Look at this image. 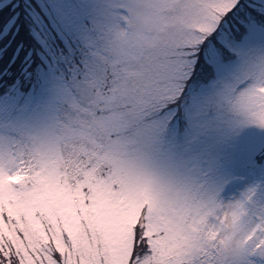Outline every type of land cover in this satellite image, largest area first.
Segmentation results:
<instances>
[{
	"label": "snow or ice",
	"instance_id": "1",
	"mask_svg": "<svg viewBox=\"0 0 264 264\" xmlns=\"http://www.w3.org/2000/svg\"><path fill=\"white\" fill-rule=\"evenodd\" d=\"M77 33L75 80L34 134L0 136V264H264V0H27ZM77 20L81 24H77ZM40 60L0 68V92Z\"/></svg>",
	"mask_w": 264,
	"mask_h": 264
},
{
	"label": "rangeland",
	"instance_id": "2",
	"mask_svg": "<svg viewBox=\"0 0 264 264\" xmlns=\"http://www.w3.org/2000/svg\"><path fill=\"white\" fill-rule=\"evenodd\" d=\"M74 2L86 10V19L102 21V14L107 11L109 0H74ZM1 4L2 0H0ZM25 4H28L27 0H25ZM31 14L32 22L29 18L30 20L26 19V23L28 29H31V33L39 41L40 48H37V40L34 38L32 55L24 57L22 65L13 56L10 58L12 67L30 66L34 61L40 60L45 67L57 69L59 75L51 80H45L43 70L37 68V82L22 87L20 86L21 82L17 81L16 85L9 88L7 92H0V136L21 132L34 134L54 122L66 100V95L58 90L57 85L65 84L69 78L75 80L78 75V71L74 67L75 54L71 44L77 33L58 19H52L51 27H48L40 21L37 12L31 10ZM77 24H81V21L77 20ZM54 29L57 35L54 33ZM8 33L10 30L6 28L3 37ZM58 37L63 45H59ZM0 44H2L1 40ZM2 48L4 49L3 53L6 51L7 54V46L4 45L0 49ZM3 67L0 66V68ZM260 183H264V175L234 172L226 186V196L228 199L239 198L248 188ZM261 197H264V192H258L256 198L260 199Z\"/></svg>",
	"mask_w": 264,
	"mask_h": 264
},
{
	"label": "trees",
	"instance_id": "3",
	"mask_svg": "<svg viewBox=\"0 0 264 264\" xmlns=\"http://www.w3.org/2000/svg\"><path fill=\"white\" fill-rule=\"evenodd\" d=\"M31 10L28 4H25V0H2L0 5V40L2 44H0V48L6 45L8 49L7 54L6 51L3 53V48L0 49V64L2 67L8 66L7 64L13 56L22 65L23 58L32 55L34 47L32 42L36 37L31 33V29H28L26 23V19L32 17ZM6 28L10 30V33L3 37ZM54 33L57 35L56 31ZM57 40L59 45H63L59 37ZM36 44L37 48H40L38 40Z\"/></svg>",
	"mask_w": 264,
	"mask_h": 264
}]
</instances>
